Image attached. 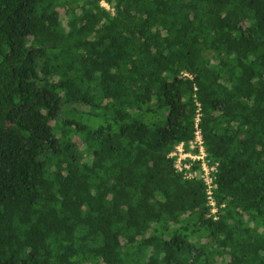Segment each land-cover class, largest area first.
<instances>
[{
	"label": "trees",
	"instance_id": "obj_1",
	"mask_svg": "<svg viewBox=\"0 0 264 264\" xmlns=\"http://www.w3.org/2000/svg\"><path fill=\"white\" fill-rule=\"evenodd\" d=\"M66 46L71 60L46 63ZM177 107L186 151L198 124L218 165L221 220L200 161L178 168V138L154 137ZM263 251L264 0H0V264H264Z\"/></svg>",
	"mask_w": 264,
	"mask_h": 264
},
{
	"label": "rangeland",
	"instance_id": "obj_2",
	"mask_svg": "<svg viewBox=\"0 0 264 264\" xmlns=\"http://www.w3.org/2000/svg\"><path fill=\"white\" fill-rule=\"evenodd\" d=\"M116 1L117 0H113V2H116ZM102 5L105 8H107L109 11H111V13H113V14L115 13V7L113 6L112 3H108L106 1H103ZM231 20H232L233 24H236L238 22V19H235V18H231ZM82 44L83 43H81L80 45H82ZM73 52H74L73 47L66 46L62 50L61 53L50 54L48 57H46V63L49 65L52 60L59 59V58H66V60L67 59L71 60ZM179 58H180V56H179ZM181 58H182V56H181ZM187 60H189L188 57H187ZM231 78H232V73H230L229 77L227 76L225 78V81L227 82V80H229ZM199 98H202V97H199ZM197 104L199 105V109H198V111H196V114H195L196 119H198L200 109L204 106L203 98L202 99L197 98ZM37 108L41 109V111L43 112L41 105H37ZM80 108L82 110H88L89 109L85 105H80ZM184 113H186V112L184 111V109L182 107H177V108L173 109L171 122L167 126L161 128L159 130L158 134H156L157 136H154L155 139L159 142H163V141L164 142H174V140H176L178 138L179 142L174 143L172 154L177 157V166L180 169H184L185 167L188 169L186 164L189 165V163H186V160L189 158V154H191V153H189L191 151H189V152L186 151V146H185L186 140H184L182 132L178 130L179 124H180L179 118ZM56 140H57L56 138H53L54 144L59 145V144H57ZM196 145H197V134L195 131L194 137L192 138V140H190V146L192 149H194L195 148L194 146H196ZM124 165H126V166L128 165L126 161L124 162ZM188 170H190V169H188ZM197 172L199 174H202L200 171H197ZM213 188H216V187H213ZM216 197L217 196L215 194L214 195L215 205H212V207H213L212 212H213V216L215 218H217L218 220H221V214H219V212H220L219 210L222 209V211H223L224 209H226L227 202H224L221 204V206H219V204L217 203ZM226 212H228V211L226 210L224 214H226ZM236 223H237L236 216L229 215V218L227 220H224V221L222 220L221 225L224 227V224H225L226 225L225 227L228 228L229 226H232ZM225 227H224V229H225ZM263 253H264V251H263Z\"/></svg>",
	"mask_w": 264,
	"mask_h": 264
},
{
	"label": "built area",
	"instance_id": "obj_3",
	"mask_svg": "<svg viewBox=\"0 0 264 264\" xmlns=\"http://www.w3.org/2000/svg\"><path fill=\"white\" fill-rule=\"evenodd\" d=\"M200 116V112L198 115V119ZM196 119V120H198ZM196 134H197V145L194 146L195 148L199 149V152L197 154H193L192 152H189V158L193 159V161H200L202 170L200 169V172L202 174V177L205 179L207 185H208V195L211 205H215L214 202V195H215V188L217 185L215 184V173L218 171V165L213 164L211 159L208 157L207 152L205 150L204 140L202 137V132L199 128V125L196 124ZM173 155V154H172ZM174 156V155H173ZM188 169L192 168V164L189 163V165L186 164ZM186 168V167H185ZM195 174H199L197 171H195ZM214 190V191H213Z\"/></svg>",
	"mask_w": 264,
	"mask_h": 264
},
{
	"label": "bare ground",
	"instance_id": "obj_4",
	"mask_svg": "<svg viewBox=\"0 0 264 264\" xmlns=\"http://www.w3.org/2000/svg\"><path fill=\"white\" fill-rule=\"evenodd\" d=\"M97 112V111H96Z\"/></svg>",
	"mask_w": 264,
	"mask_h": 264
}]
</instances>
